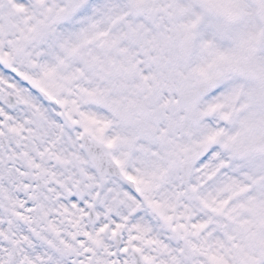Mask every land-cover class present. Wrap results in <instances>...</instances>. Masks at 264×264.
Returning <instances> with one entry per match:
<instances>
[{"label":"snow or ice","instance_id":"6c2138e0","mask_svg":"<svg viewBox=\"0 0 264 264\" xmlns=\"http://www.w3.org/2000/svg\"><path fill=\"white\" fill-rule=\"evenodd\" d=\"M0 264H264V0H0Z\"/></svg>","mask_w":264,"mask_h":264}]
</instances>
